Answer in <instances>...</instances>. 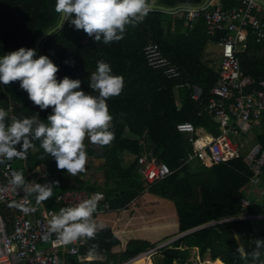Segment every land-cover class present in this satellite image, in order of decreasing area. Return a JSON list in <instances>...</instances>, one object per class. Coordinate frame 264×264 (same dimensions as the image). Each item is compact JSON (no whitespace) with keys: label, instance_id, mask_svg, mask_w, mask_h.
I'll list each match as a JSON object with an SVG mask.
<instances>
[{"label":"trees","instance_id":"trees-1","mask_svg":"<svg viewBox=\"0 0 264 264\" xmlns=\"http://www.w3.org/2000/svg\"><path fill=\"white\" fill-rule=\"evenodd\" d=\"M203 2L159 0L166 7ZM55 3L56 0H0V57L21 47L35 50L38 38L59 23L61 17L55 12ZM236 5L234 0H225L228 9ZM169 14L151 9L143 22L135 27L127 26L122 40L109 44L96 42L83 30H75L64 22L63 27L40 44L39 57L48 56L57 65L58 80L64 77L79 79L82 82L79 90L86 93H91L88 79L96 70L98 60L110 64L113 75L123 77L121 94L107 101L113 117L110 126L113 141L104 147L90 143L87 148L89 154L105 159V185L72 184L67 171L58 170L55 160L39 149V141L33 142L39 151L29 150L25 159L11 161L24 175L39 165L45 166L53 184L51 197L44 201L49 208L58 206L55 199L61 191L88 189L105 192L113 211L94 220L103 228L97 231L94 239H87L81 248L83 256L96 258L86 264H123L204 225L207 226L157 249L156 253L164 256L163 264H185L195 248L202 258L209 254L213 262L244 264L237 253L239 245L234 237L235 232H249L251 227L248 219H239L252 212L250 207L243 210L241 206L253 176L250 167L243 157L198 169L182 162L189 153L203 148L221 134L219 121L207 110L219 72L215 61L205 59L203 50L209 40L218 42L219 37L227 32L209 39L202 20L193 31L183 33L181 28L186 22L178 20L174 24L175 33H171L166 30ZM150 42L159 44L163 53L179 67L180 77L169 79L162 71L147 64L143 48ZM257 44V51L262 50L263 54L264 41ZM238 57L244 72L255 81L250 90L261 89L264 54L259 59H252L245 51ZM176 88L181 107L177 104ZM196 89L202 91L198 100L193 99ZM3 99L7 101L4 109L9 114L6 123H10L11 117L22 119L36 113L46 122L52 112L51 108L41 111L35 106L18 81L7 86L0 84V101ZM182 122H191L195 128L206 130L208 138L202 140L195 136L194 142H190L189 136L177 129V124ZM253 131L252 142L264 149V115ZM235 137L233 135L234 140ZM18 148L21 150L20 145ZM141 154L165 162L173 173L147 186L138 172L135 158ZM125 163L129 165L125 166ZM12 205L1 207L9 228L18 212V208ZM256 239L264 240V230L250 228L246 252L255 250ZM93 246L95 251L89 254ZM261 253L260 260L264 261V248ZM66 260L69 264H82L76 256H68ZM248 264H252L250 257Z\"/></svg>","mask_w":264,"mask_h":264},{"label":"clouds","instance_id":"clouds-1","mask_svg":"<svg viewBox=\"0 0 264 264\" xmlns=\"http://www.w3.org/2000/svg\"><path fill=\"white\" fill-rule=\"evenodd\" d=\"M151 11L149 0H56L55 12L64 22L75 30H83L96 42L109 44L124 38L127 26L135 27L143 22ZM36 57L34 49H20L0 57V84L10 85L20 82V88L41 111L52 109L47 121L36 113L32 117L8 119V111L0 108V166H9L14 159H25L29 150L50 155L58 170H66L70 176H76L85 169L88 156L85 141L104 147L114 139L110 131L113 117L108 108L109 98L119 96L123 89V77L112 74L110 64L97 61V67L90 74L88 86L91 93L81 89V80L64 77L58 80L59 68L48 56ZM65 63H70L65 61ZM34 141H39V149ZM17 145L21 150H17ZM43 159V156L41 157ZM39 170V169H38ZM9 189H21L25 194L35 195L37 204L51 197L53 184L28 182L23 171H13L8 187H0V193ZM101 193H94L89 199L74 206L64 207L54 213L47 227L55 234L58 242L68 244L82 238L94 239L98 230L103 228L93 220ZM12 206L28 213L33 209L24 207L23 201ZM48 237L45 236V239ZM238 242L240 236L234 237ZM255 250L246 252L239 244L237 253L248 264H264L261 261V249L264 240L256 239ZM95 246L89 254H93ZM55 264V261H54Z\"/></svg>","mask_w":264,"mask_h":264},{"label":"built area","instance_id":"built-area-1","mask_svg":"<svg viewBox=\"0 0 264 264\" xmlns=\"http://www.w3.org/2000/svg\"><path fill=\"white\" fill-rule=\"evenodd\" d=\"M234 1L238 5L231 9L217 7L208 10L204 6H191L172 11L175 17L187 22L202 19L209 36L227 32L218 42L221 53L219 81L212 89V98L207 108L208 113L219 121L221 134L203 148L189 153L182 162L192 169H198L243 157L253 173L250 186L258 187L262 181L264 149L260 144H254L249 151L243 152L241 146L233 139V135L250 132L264 115V81L259 83L261 89L250 90L254 87L255 81L244 72L238 57V46L246 43L247 34L252 35L257 43L264 41V18L260 16L263 5L260 0ZM143 53L147 64L162 71L167 78L175 79L181 76L179 67L163 54L159 44L152 42L146 44ZM201 94L202 91L196 89L193 99L198 100ZM177 129L187 134L190 142H194L195 136H199V129L191 122L179 123ZM135 158L138 161V172L147 186L160 182L173 173L165 162L156 157L141 154ZM13 171L18 170L11 162L10 167H0L3 177L0 180V187H8ZM25 179L27 181L26 175ZM94 193H101L103 197L93 214L95 220L113 211L107 195L100 190L70 189L59 192L55 199L58 206L53 208L36 204L31 194H25L21 189H9L0 193V264H54V261L55 264H69L66 260L68 256H76L82 264L94 261V257L81 254V248L87 242L86 238L64 244L58 242L55 234L49 233L47 227L54 213H58L61 208L79 204ZM21 201L24 207L33 210L25 213L18 208L9 228L1 207ZM241 206L243 210H247L251 206V200L244 196ZM245 217L240 216L239 219ZM45 236L48 238L45 239ZM40 244L44 246L40 247ZM157 249L159 248L146 253L152 255ZM135 259L123 264H129Z\"/></svg>","mask_w":264,"mask_h":264},{"label":"rangeland","instance_id":"rangeland-1","mask_svg":"<svg viewBox=\"0 0 264 264\" xmlns=\"http://www.w3.org/2000/svg\"><path fill=\"white\" fill-rule=\"evenodd\" d=\"M163 11V10H162ZM167 12V11H165ZM169 17H173L171 14H169ZM239 48V53H243L246 51V44L242 43L238 46ZM220 47L217 46L216 44H211L208 48L207 55H206V60H212L215 61V64L217 68L220 67L221 63V58L219 55V50ZM253 129L241 136L235 137V140L237 143H241V148L243 151H249L251 149V140L254 135ZM90 146V142L87 140L85 141V150L87 152L88 160L87 164L85 166V169L78 173L76 176H70V182L72 184L76 183H88V184H98V185H105L107 182V176L105 174V171L103 169L105 159L101 156H96V155H91L88 153L87 148ZM253 146V145H252ZM100 149V148H99ZM125 166H128L129 164L125 163ZM264 175V173H263ZM264 176L262 177V183L259 184L257 187V192L254 194V200H252L253 204L257 205L258 210L257 211H252L248 212L246 217L244 219H248L251 223V227H249V232L245 233H240V232H235V236L239 235L240 240L238 241L239 244H242L244 248L248 245V240H249V234H250V228H252L255 231H262L264 230ZM250 189V186H249ZM252 204V205H253ZM175 241V240H173ZM172 243V242H171ZM170 244V243H169ZM238 244V245H239ZM44 246V244H40V247ZM163 254L162 253H143L136 257L134 260V264H163ZM215 262V261H214ZM214 262L211 260L209 254H207L204 258H202L199 253L198 249H192L190 252V256L188 259L185 260V264H214ZM175 264H178L175 262Z\"/></svg>","mask_w":264,"mask_h":264},{"label":"crops","instance_id":"crops-1","mask_svg":"<svg viewBox=\"0 0 264 264\" xmlns=\"http://www.w3.org/2000/svg\"><path fill=\"white\" fill-rule=\"evenodd\" d=\"M261 2H262V5H263V11L261 12V17L262 18H264V0H260ZM149 2H150V4H155V5H160V6H163L161 3H159V0H149ZM236 2V1H235ZM237 3V2H236ZM179 5H186V6H204V7H207V9L208 10H214V9H216L217 7H225L226 8V6H225V0H204V2L203 3H201V4H197V5H190V4H179ZM179 5H177V6H179ZM237 5H238V3H237ZM236 5V6H237ZM177 6H175V7H177ZM235 6V7H236ZM166 7V6H165ZM183 8H185V7H183ZM152 9V8H151ZM157 10H159V9H157ZM168 13H170L173 17H171L170 18V21H169V25L166 27V30L168 31L169 30V32H171V33H175V26H174V24L178 21V20H182V19H179L178 17H175V15L172 13V12H168ZM202 21V19H200V20H198V21H193V22H187V21H185L186 23H185V25H184V28H181V31L184 33V32H188V31H193L196 27H197V25L200 23ZM225 32V31H224ZM218 34H220V33H218ZM218 34L217 35H215V36H209L208 34H207V29H206V35L209 37V39H212V38H214V37H216V36H218ZM222 36H224V35H221L220 37H219V40H220V38L222 37ZM219 42V41H218ZM218 42H212L211 40H209V42H208V44H206V47H205V49L203 50V56L205 57V59H206V53H207V51H208V48H209V46L211 45V44H216L217 46H219L218 45ZM246 51H248L249 52V55H250V57L252 58V59H259V58H261L262 57V55L264 54V51H263V54H262V50L261 51H257V43H256V41H255V39H254V37L252 36V35H250V34H247V41H246ZM219 51V55H220V58H221V53H220V49L218 50ZM163 52V51H162ZM245 52V51H244ZM164 54V53H163ZM165 55V54H164ZM166 56V55H165ZM167 57V56H166ZM168 58V57H167ZM169 59V58H168ZM170 60V59H169ZM171 61V60H170ZM172 62V61H171ZM173 63V62H172ZM175 64V63H174ZM220 66H221V63H220ZM217 70H218V72H219V74H220V67L219 68H217ZM181 75H182V72H181ZM248 75V74H247ZM218 81H219V79H218ZM218 83V82H217ZM216 83V84H217ZM175 93H176V98H177V101H178V107H181V98H180V96H179V91H178V88H176V91H175ZM0 103H2V105H0V108H4V106L5 105H7V101L5 100V99H3V101H0ZM9 105H10V109H11V107H12V105L9 103ZM241 135H243V134H241ZM241 135H236V137L237 136H241ZM243 136H245V135H243ZM200 139H202V140H206L207 138H208V133H207V131L206 130H204V129H202V128H199V136H198ZM251 141H253V137H252V140ZM237 143V142H236ZM238 145H241V143H237ZM252 145H254V143L253 142H251V146L250 147H252ZM17 147V150L19 151V148H18V145L16 146ZM243 152H247V151H243ZM1 167V166H0ZM39 169V170H38ZM0 176H1V178H0V180H2L3 179V177H2V174H1V172H0ZM26 176H27V178L29 179L28 180V182H31V181H36L37 183H40V184H45V183H49V182H51V179H50V177H49V175L47 174V172H46V168H45V166L42 164V165H39L38 167H36L33 171H29L27 174H26ZM262 183V182H261ZM263 183H264V181H263ZM250 186V185H249ZM249 186L246 188V190H245V194H244V196L245 197H248L250 200H251V206H250V209H252V211H257L258 210V208H257V205L256 204H253L252 203V200H254V194H256V193H258L257 192V187H251L250 186V189H249ZM62 192V191H61ZM31 196H32V198L34 199V202L37 204V201H36V198H35V195H33V194H31ZM39 204H42V205H45L46 206V204H45V202L43 201V202H41V203H39ZM253 204V205H252ZM47 207V206H46ZM264 209V208H263ZM261 214H264V213H261ZM89 257H91V256H89ZM93 257V256H92ZM95 258V257H94ZM95 260H96V258H95ZM131 263H133L134 264V261L133 262H131Z\"/></svg>","mask_w":264,"mask_h":264},{"label":"water","instance_id":"water-1","mask_svg":"<svg viewBox=\"0 0 264 264\" xmlns=\"http://www.w3.org/2000/svg\"><path fill=\"white\" fill-rule=\"evenodd\" d=\"M150 5H151V8L152 9H159V10H163V11H167V12H172V11L178 9V8L190 7V6H186V5H179L177 7H165V6L155 5V4H150ZM60 28H61V18H60L59 23L57 24L56 27L52 28L51 30H49L48 32H46L45 34H43L41 37L38 38V40L36 41V44H35L36 57H34V58H37L40 55V44H41V42L44 39H46L48 36H50L51 34H53L54 32H56ZM205 226H207V225H204V226L195 228V229H193L191 231H188V232L183 233V234H181V235H179L177 237H174L173 239H171V240H169V241L161 244L160 246H158V248H161V247H163V246H165V245L173 242V240H177L178 238L184 236L187 233H190V232L195 231L197 229L203 228Z\"/></svg>","mask_w":264,"mask_h":264},{"label":"bare ground","instance_id":"bare-ground-1","mask_svg":"<svg viewBox=\"0 0 264 264\" xmlns=\"http://www.w3.org/2000/svg\"><path fill=\"white\" fill-rule=\"evenodd\" d=\"M214 264H223V263H221L219 261H215Z\"/></svg>","mask_w":264,"mask_h":264}]
</instances>
